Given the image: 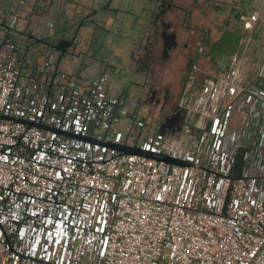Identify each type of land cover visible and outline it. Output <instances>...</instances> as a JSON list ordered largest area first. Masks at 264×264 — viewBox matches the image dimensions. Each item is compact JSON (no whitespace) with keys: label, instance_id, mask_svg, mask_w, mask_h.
<instances>
[{"label":"built area","instance_id":"2783aa9c","mask_svg":"<svg viewBox=\"0 0 264 264\" xmlns=\"http://www.w3.org/2000/svg\"><path fill=\"white\" fill-rule=\"evenodd\" d=\"M34 6L0 0V264H264V58L243 75L261 10L223 73L200 80L194 58L175 126L112 90L82 39L64 69Z\"/></svg>","mask_w":264,"mask_h":264},{"label":"rangeland","instance_id":"374dc122","mask_svg":"<svg viewBox=\"0 0 264 264\" xmlns=\"http://www.w3.org/2000/svg\"><path fill=\"white\" fill-rule=\"evenodd\" d=\"M150 1L153 9L145 13L144 22L146 25L140 30L139 34L131 29L128 20L141 15L144 12L143 7L148 2H143V0H122V2L114 0L110 10L119 11L123 14L112 16L108 10L103 12L104 15L95 16L96 20L87 22L81 27L77 36V40L82 39L81 47L86 49L87 43H91L94 39L95 43L103 46V50L108 56L113 54L116 59L122 60L121 56L129 47L130 42L136 41L140 36H146L154 28L152 15L158 0ZM38 7L40 8V6ZM258 8L261 10V16L254 30V46L252 52L245 56L243 64V75L251 76L264 58V0H174V6L168 9L163 17L166 21L172 23L171 31L178 35L180 41L183 40L180 32L184 27L187 29L184 32L191 34L190 36L194 41V56H198L200 62V80H203L207 76L219 74L221 69L229 62L230 56L240 49L245 35L242 16ZM98 27H101L100 31L96 32ZM125 27L127 30H125ZM118 29L122 31L117 32ZM72 33L74 34V32ZM66 36L71 38L68 35ZM59 40L50 38L45 41L51 45L48 46L57 55L55 45ZM92 44L95 46L94 43ZM38 46L39 44L36 45V47ZM71 50H75V47L72 46ZM44 51L37 49L35 59L38 64L42 63ZM153 51L156 59L152 65L150 83L159 89L168 90L170 95L168 105H174L188 72V69H185V59L181 56L177 57V50L174 51L173 58L170 60L163 59V45L161 43H158ZM80 61L81 56L70 60L68 53H66L62 58L61 66L75 72ZM110 72L117 82L120 79L123 81L124 78H127L125 83L121 82L120 89L124 90L125 93L132 92L133 98H135L139 86L145 84V79L141 75L127 76L128 72L125 66H117L113 70L110 69ZM144 93L145 91L142 97L145 98ZM146 102L143 101V109L154 111V113L161 116L160 104L150 103L148 100Z\"/></svg>","mask_w":264,"mask_h":264},{"label":"crops","instance_id":"0c3cea01","mask_svg":"<svg viewBox=\"0 0 264 264\" xmlns=\"http://www.w3.org/2000/svg\"><path fill=\"white\" fill-rule=\"evenodd\" d=\"M30 1L35 5L34 7L36 10L32 16V21L35 24L34 32H35L36 38L38 39L37 43H41L42 41L45 42L49 40L50 38H56V39H61L63 37L68 38L66 35H68L69 37H72L78 30L81 29L82 26H84L87 22H89L90 19H87V18L90 14H93L90 17L91 19L93 18L95 19V16H98L99 14L104 15L103 12H106L108 10H109V14L112 16H121L123 14L122 12L119 13V11L110 10L114 0H30ZM144 1L148 2V4H146V6L143 7L144 12L141 15H138L128 20V23H129L128 25L131 27V29L134 30V32L136 31L137 34H139L140 30L146 25V23L144 22L145 13L148 10L151 11L153 9L151 5L152 3L150 0H143V2ZM60 2H63V4H60ZM120 2H122V0H120ZM59 5H60V9H58ZM38 6H40L41 9ZM64 6L66 7L70 6L74 10L75 15L72 19L65 18ZM123 16L125 17V15ZM40 18L42 21L47 20V19H52V18H55L56 20V29L48 37H44L43 35L39 33L40 30L42 29V21L40 20ZM100 28L101 27H98L96 32L100 31ZM185 29L186 28L184 27V29H182L180 32L183 38H186V37L191 38L190 33L186 31L184 32ZM125 30H127L126 27H125ZM120 31L122 30H119V29L117 30V32H120ZM72 32H74V34ZM92 43H94L95 46H93ZM45 44H46L45 50L48 52H52L51 48L48 46L50 44L46 42ZM86 49L92 50L94 54L96 55V57L101 61L102 65L99 68V71H103L105 69L113 70L117 66L123 67L128 64V54H129V50L131 49V42L129 44V47L125 51V53L122 54L121 56L122 60L116 59L113 54H111V56L110 55L108 56V54L104 52L103 46L98 43H95L94 39H92L91 43L90 42L87 43ZM227 65L228 63L225 65L224 68L221 69L220 73H223L225 71V69L227 68ZM125 81L127 80H125L124 78L123 81H121L120 79L119 82H117L114 75L112 74L110 87L112 90L124 91L120 89V87H121V82L125 83Z\"/></svg>","mask_w":264,"mask_h":264},{"label":"flooded vegetation","instance_id":"af4514ba","mask_svg":"<svg viewBox=\"0 0 264 264\" xmlns=\"http://www.w3.org/2000/svg\"><path fill=\"white\" fill-rule=\"evenodd\" d=\"M173 5H174V0L157 1L156 9L152 15V25L154 28L146 36H140L139 39L132 42L131 49L129 50V54H128V64L125 67H127V72H128L127 76L141 75L145 79V84L140 85L135 94L134 99L138 107L143 104V101L146 102L148 100V102H150V99L154 94V101H159L161 105L162 119L165 120L166 118L167 121H169L171 124L176 126L179 124L180 116L179 114H175L176 103L174 105L173 104L168 105L170 98L169 91L164 89L163 90L159 89L158 87H155L150 83L151 69L156 59L154 56L155 54L153 49L158 43H161L163 45L162 57L165 60H170L171 58H173L174 51L177 50L178 52L177 57L179 58V56H181L182 58L185 59L186 62L185 69H189L191 63L195 58L193 39L186 37V38H182L183 40L180 41L178 39V35L176 38L177 45L175 47L168 49V51L164 53V39L161 36V34L164 31V23H171V22L166 21L163 16L168 9L173 7ZM168 31L172 32L171 29H169ZM125 80H127V78H125ZM144 91H145L144 93L145 98L142 97ZM131 95L133 97L132 92ZM172 114L175 115L170 120V115Z\"/></svg>","mask_w":264,"mask_h":264},{"label":"water","instance_id":"95a60500","mask_svg":"<svg viewBox=\"0 0 264 264\" xmlns=\"http://www.w3.org/2000/svg\"><path fill=\"white\" fill-rule=\"evenodd\" d=\"M92 15L93 14H90L87 19H90V17ZM91 20H95V19L93 18V19H90L89 21H91ZM171 27H172L171 23H164V31L161 34V36L164 39V53H166L168 51V49H170L172 47H175L177 45V41H176L177 34L175 32H169L168 31L169 29H171ZM78 32H79V30L71 38H64V37L61 38L59 40V42L55 45V49L59 52V62L61 61L63 56L67 53V51L72 46L75 45L76 40H77V36H78ZM132 42L133 41H131V44H132ZM150 102L151 103H155V104H160L159 101H154V94L151 97ZM165 120H166V118H165ZM161 129L164 132L165 123L162 124ZM176 130H177V128H175L173 130V132H175ZM120 148L122 150H124V151L131 152V153H145V154H148L150 156H157V155L149 153V152H143V151H141L138 148H125V147H120ZM157 157L165 158V159H167L168 161H171V162H178V160H175V159L170 158V157H164V156H159V155Z\"/></svg>","mask_w":264,"mask_h":264}]
</instances>
